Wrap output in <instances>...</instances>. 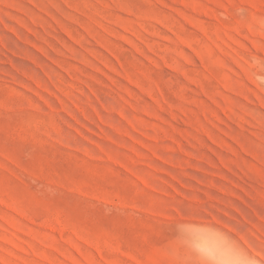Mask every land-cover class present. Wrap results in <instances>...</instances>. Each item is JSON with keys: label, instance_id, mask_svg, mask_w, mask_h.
Segmentation results:
<instances>
[{"label": "rangeland", "instance_id": "obj_1", "mask_svg": "<svg viewBox=\"0 0 264 264\" xmlns=\"http://www.w3.org/2000/svg\"><path fill=\"white\" fill-rule=\"evenodd\" d=\"M264 0H0V264H264Z\"/></svg>", "mask_w": 264, "mask_h": 264}, {"label": "clouds", "instance_id": "obj_2", "mask_svg": "<svg viewBox=\"0 0 264 264\" xmlns=\"http://www.w3.org/2000/svg\"><path fill=\"white\" fill-rule=\"evenodd\" d=\"M264 84V77H257ZM219 248L211 253L194 249L200 264H258L256 259L244 253L226 234H219Z\"/></svg>", "mask_w": 264, "mask_h": 264}]
</instances>
